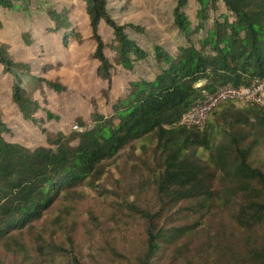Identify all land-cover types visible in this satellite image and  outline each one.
<instances>
[{
  "label": "trees",
  "instance_id": "16d2710c",
  "mask_svg": "<svg viewBox=\"0 0 264 264\" xmlns=\"http://www.w3.org/2000/svg\"><path fill=\"white\" fill-rule=\"evenodd\" d=\"M19 2L0 0V10L11 11ZM73 4L86 17L94 45L89 57L105 90L116 67L130 74L122 90L106 102L104 113L93 107L88 126L77 119L82 131L53 132L46 125L57 117L46 109L45 92L59 94L65 87L45 74L62 63L53 60L33 73L28 63L14 61L9 46L0 42V73L9 78V102L20 121L43 140L31 148L6 139L13 134L0 111V241L30 229L61 193L77 186L95 188L104 166L114 163L127 145L139 144L151 148L159 163L150 180L154 209L126 206L145 225L142 252L133 264H153L166 246L194 229L196 223L174 224L186 217L183 210L203 215L215 206L227 214L240 244L210 247L209 264H264V172L249 162L264 142V111L229 100L209 112L201 130L179 124L204 94L264 78V0H174L170 14L177 41L172 49L159 43L139 45L132 35H141V27L119 24L108 0ZM69 5L49 7L41 18L32 19L20 34L25 48L35 46L38 30L57 36L63 52L71 41L80 42L79 29L67 17ZM191 7L192 19L187 15ZM100 26L108 37L99 35ZM38 50L43 53V46ZM142 63L154 73L134 76ZM185 203L189 208L179 206ZM186 247L181 244L177 253ZM36 250L40 256L59 252L42 238Z\"/></svg>",
  "mask_w": 264,
  "mask_h": 264
},
{
  "label": "rangeland",
  "instance_id": "374dc122",
  "mask_svg": "<svg viewBox=\"0 0 264 264\" xmlns=\"http://www.w3.org/2000/svg\"><path fill=\"white\" fill-rule=\"evenodd\" d=\"M73 3L74 0H21L11 11L0 10V42L9 46L14 61L28 63L33 73L40 65L53 60H59L63 65L45 74L47 79L56 80L65 87L59 94L45 92L46 109L57 117V121L46 125L53 132L82 131L84 128L77 124V119L88 126L93 107L97 113H104L106 102L122 90L130 74L116 67L110 88L105 90V82L94 75L96 62L89 57L94 45L89 38L86 17ZM65 4L71 5L67 17L79 29L80 42L71 41L68 52H63L57 47V36H44L45 33L38 30L33 49L25 48L20 34L29 29V22L41 18L49 7ZM173 4L174 0H108L107 7L110 13L117 14L119 24L141 27V35L131 34L139 45L149 48L153 43H159L172 49L177 41L170 14ZM193 11V7L187 10L191 19ZM99 35L109 36L103 26L99 27ZM40 45L43 53L38 50ZM133 73L134 76H150L154 69L142 63L136 65ZM8 86L9 78L0 73V111L13 134L6 139L31 148L42 145V137L20 121L9 102ZM32 98L41 103L37 93H33ZM138 145L130 148L127 145L114 163H107L95 188L77 186L61 193L30 229L0 241V264H71L69 257L75 258L78 264H133L134 258L142 252L145 225L126 206L154 209L150 180L159 163L151 148L141 149ZM249 162L264 172V142L254 149ZM179 206L189 208L186 203ZM183 213L186 217L174 224L196 223L194 229L166 246L153 264H209L210 247L223 248L230 243L239 246L238 233L218 206L203 215L188 210ZM40 238L45 245L58 248V254L38 255L36 247ZM183 243H187V247L183 251L180 249L179 254L177 249Z\"/></svg>",
  "mask_w": 264,
  "mask_h": 264
},
{
  "label": "built area",
  "instance_id": "2783aa9c",
  "mask_svg": "<svg viewBox=\"0 0 264 264\" xmlns=\"http://www.w3.org/2000/svg\"><path fill=\"white\" fill-rule=\"evenodd\" d=\"M229 100L249 102L264 111V78L255 80L248 86L225 85L212 94H204L199 103L181 115L179 124L185 128L201 130L209 112L219 104Z\"/></svg>",
  "mask_w": 264,
  "mask_h": 264
}]
</instances>
